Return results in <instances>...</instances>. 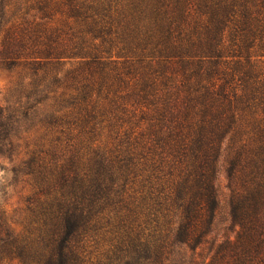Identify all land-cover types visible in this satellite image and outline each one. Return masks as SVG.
<instances>
[{"label": "trees", "instance_id": "1", "mask_svg": "<svg viewBox=\"0 0 264 264\" xmlns=\"http://www.w3.org/2000/svg\"><path fill=\"white\" fill-rule=\"evenodd\" d=\"M0 43L40 116L0 264H264V0H0Z\"/></svg>", "mask_w": 264, "mask_h": 264}, {"label": "rangeland", "instance_id": "2", "mask_svg": "<svg viewBox=\"0 0 264 264\" xmlns=\"http://www.w3.org/2000/svg\"><path fill=\"white\" fill-rule=\"evenodd\" d=\"M2 54L0 43V143L12 137L20 140L12 150L10 147H0V214L3 213L8 228L17 233L22 228L12 222L14 211L23 214L26 201L33 193V179L22 162H27L31 158L30 153L37 150L40 132L37 131L36 126L40 116L38 109H28L33 103L23 107L24 97L27 95L24 85L29 81L28 72L22 66L14 65ZM256 59L264 62V57L257 56ZM112 60H116L114 55ZM260 67H264V64ZM13 121H17L18 124H14ZM232 159L230 143L226 141L222 146L215 177L218 209L207 237L209 244L201 248L203 257L200 261L208 255L212 243H219L227 238L234 240L238 231L229 216L230 185H232L229 170ZM8 264L22 263L12 260Z\"/></svg>", "mask_w": 264, "mask_h": 264}]
</instances>
